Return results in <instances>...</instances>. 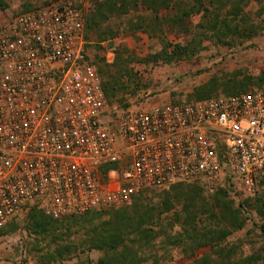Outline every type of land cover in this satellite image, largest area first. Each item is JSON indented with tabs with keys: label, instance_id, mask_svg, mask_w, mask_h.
<instances>
[{
	"label": "built area",
	"instance_id": "built-area-1",
	"mask_svg": "<svg viewBox=\"0 0 264 264\" xmlns=\"http://www.w3.org/2000/svg\"><path fill=\"white\" fill-rule=\"evenodd\" d=\"M84 26L68 4L0 25V229L30 204L60 219L228 172L255 192L264 180V89L126 112L111 132Z\"/></svg>",
	"mask_w": 264,
	"mask_h": 264
},
{
	"label": "trees",
	"instance_id": "trees-1",
	"mask_svg": "<svg viewBox=\"0 0 264 264\" xmlns=\"http://www.w3.org/2000/svg\"><path fill=\"white\" fill-rule=\"evenodd\" d=\"M89 2L91 8L84 17V35L86 40L90 33L94 34L98 49L101 42L116 34L102 28L111 19L127 17V30L132 36L137 33L149 38L161 36L162 41L164 34L177 32L185 37L183 44L166 42L161 51L140 59L143 63L190 60L201 50L205 40L231 46L264 32V0ZM253 5L255 10L251 11ZM0 6H4L2 0ZM195 16H199V22L191 26ZM119 55L117 52L111 64L97 56L95 62L90 60L98 68L101 88L109 103L129 90L122 80L132 76L128 69L130 63L126 61L114 70ZM263 86L264 73L255 78L240 72L222 78L212 76L195 86L187 98L189 101L206 100L219 93L235 95ZM106 170L108 167L103 169ZM259 184L264 187V180ZM226 185L211 194H206L198 181L160 188V193L152 195L145 189L136 193L127 206L87 211L66 216L62 221L32 207L26 228L34 235L51 236L45 264L62 263L77 253L86 256L73 264H162L172 258L174 251L188 259L189 264H264V192L236 202L231 195L230 177ZM252 213L262 219V224L258 226V246L253 245L250 253L245 254L244 243L229 241V238L246 226ZM15 231L16 226L9 225L0 229V236ZM91 251L100 253L96 261L88 256Z\"/></svg>",
	"mask_w": 264,
	"mask_h": 264
},
{
	"label": "rangeland",
	"instance_id": "rangeland-1",
	"mask_svg": "<svg viewBox=\"0 0 264 264\" xmlns=\"http://www.w3.org/2000/svg\"><path fill=\"white\" fill-rule=\"evenodd\" d=\"M182 1L186 3L191 0ZM2 2L4 6H0V25L19 14L37 11L49 5H73L82 11L84 17L91 8L89 0H2ZM250 10L254 11L255 6H251ZM127 19V17L111 19L102 26L103 29H110L116 34L101 42L100 49L95 47L97 42L92 33L88 35L84 45L87 58L93 62L96 61L97 56L111 64L118 52L120 60L114 68L115 71L123 61L130 63L128 69L132 72V76L130 79L122 80L129 90L121 93L114 102H108V109L101 117L102 124L111 132L116 129L118 119L126 112H136L154 105L189 101L187 96L192 89L205 83L212 76L222 78L240 72L241 75L255 78L264 73V32L249 41L234 42L231 46L220 45L214 40H205L201 50L190 60L170 64L153 61L143 63L139 62L140 59L149 58L150 55L161 51L166 42L172 45L183 44L186 39L177 32L164 34L162 41L161 36L149 38L141 33L132 36L127 30ZM199 19V16L192 18L191 26L197 24ZM262 89L264 86L253 87L249 91ZM220 94L223 93L218 95ZM228 177L231 179V195L236 202L245 197L254 196L257 192H264V187H260V184L254 193L248 192L231 172L217 181L201 180L198 182L206 194H211L217 188L225 186ZM147 191L150 195L161 192L158 188ZM32 207L42 211L36 204H30L22 210L20 215L4 226L8 228L9 225H15L16 231L0 236V264H45L47 246L51 236L34 235L27 230V215ZM249 217L246 226L229 238V241H242L245 254L250 253L253 245L258 246V226L262 224V219L257 214L252 213ZM60 219L62 221L65 218ZM171 255L172 258L164 260L162 264H189V260L179 253L174 251ZM85 256L86 254L77 253L72 259L57 264H73ZM88 256L96 261L100 253L91 251Z\"/></svg>",
	"mask_w": 264,
	"mask_h": 264
}]
</instances>
